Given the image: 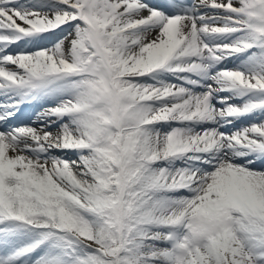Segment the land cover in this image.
<instances>
[{"label":"snow or ice","instance_id":"1","mask_svg":"<svg viewBox=\"0 0 264 264\" xmlns=\"http://www.w3.org/2000/svg\"><path fill=\"white\" fill-rule=\"evenodd\" d=\"M0 97V264H264V0H0Z\"/></svg>","mask_w":264,"mask_h":264},{"label":"bare ground","instance_id":"2","mask_svg":"<svg viewBox=\"0 0 264 264\" xmlns=\"http://www.w3.org/2000/svg\"><path fill=\"white\" fill-rule=\"evenodd\" d=\"M49 39H52L53 40V36H50V38ZM42 41H40V43H41ZM67 43V42H66ZM41 111L42 110V108H41V105L39 104L38 105V108H36V111ZM20 121H30L31 123H32V126H35V127H39L40 125H39V123L37 122V123H33L32 121H31V117H30V115L28 116L27 114L26 115H22L21 117H20V119H19V121H9L8 122V124H12V123H17V122H20ZM25 124V123H24ZM22 125V124H21ZM53 131H55L56 129H52Z\"/></svg>","mask_w":264,"mask_h":264},{"label":"rangeland","instance_id":"3","mask_svg":"<svg viewBox=\"0 0 264 264\" xmlns=\"http://www.w3.org/2000/svg\"><path fill=\"white\" fill-rule=\"evenodd\" d=\"M48 45H50V43H48L46 46H48ZM228 66H229V67H232V66H233V64H229Z\"/></svg>","mask_w":264,"mask_h":264}]
</instances>
